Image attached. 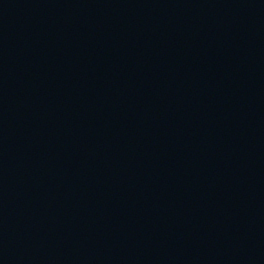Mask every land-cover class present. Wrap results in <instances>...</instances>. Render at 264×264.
Masks as SVG:
<instances>
[{"label": "water", "instance_id": "95a60500", "mask_svg": "<svg viewBox=\"0 0 264 264\" xmlns=\"http://www.w3.org/2000/svg\"><path fill=\"white\" fill-rule=\"evenodd\" d=\"M0 264H264V0H0Z\"/></svg>", "mask_w": 264, "mask_h": 264}]
</instances>
